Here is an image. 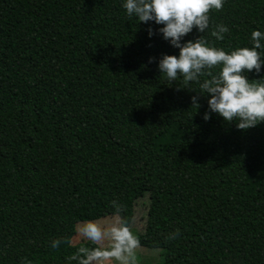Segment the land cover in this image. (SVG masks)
I'll list each match as a JSON object with an SVG mask.
<instances>
[{
  "label": "trees",
  "instance_id": "trees-1",
  "mask_svg": "<svg viewBox=\"0 0 264 264\" xmlns=\"http://www.w3.org/2000/svg\"><path fill=\"white\" fill-rule=\"evenodd\" d=\"M140 247L264 264V0H0V264Z\"/></svg>",
  "mask_w": 264,
  "mask_h": 264
},
{
  "label": "rangeland",
  "instance_id": "rangeland-1",
  "mask_svg": "<svg viewBox=\"0 0 264 264\" xmlns=\"http://www.w3.org/2000/svg\"><path fill=\"white\" fill-rule=\"evenodd\" d=\"M145 208L143 203L135 210V217L129 228V235L135 236L144 225ZM120 222L116 216L105 217L93 223H81L76 226V234L71 243L76 245L91 241L100 248H111L117 246L120 239ZM91 264H156L158 252L144 248H131L124 254L117 255L111 259L98 260L89 259Z\"/></svg>",
  "mask_w": 264,
  "mask_h": 264
}]
</instances>
